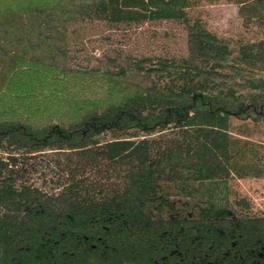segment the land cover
<instances>
[{"label": "trees", "instance_id": "1", "mask_svg": "<svg viewBox=\"0 0 264 264\" xmlns=\"http://www.w3.org/2000/svg\"><path fill=\"white\" fill-rule=\"evenodd\" d=\"M0 0V264H264V0Z\"/></svg>", "mask_w": 264, "mask_h": 264}, {"label": "rangeland", "instance_id": "2", "mask_svg": "<svg viewBox=\"0 0 264 264\" xmlns=\"http://www.w3.org/2000/svg\"><path fill=\"white\" fill-rule=\"evenodd\" d=\"M238 8L239 3L222 0L206 3L192 13L201 17L207 26L217 33L238 38L249 35ZM227 187L232 198L247 196L251 199L253 209L264 213V177L233 178L229 180Z\"/></svg>", "mask_w": 264, "mask_h": 264}]
</instances>
